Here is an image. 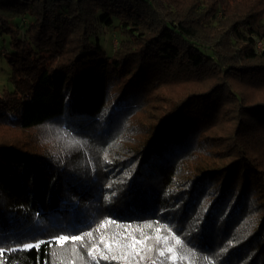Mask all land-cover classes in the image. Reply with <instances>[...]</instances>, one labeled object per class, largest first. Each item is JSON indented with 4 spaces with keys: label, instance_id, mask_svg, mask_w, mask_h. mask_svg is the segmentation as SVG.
I'll return each instance as SVG.
<instances>
[{
    "label": "trees",
    "instance_id": "16d2710c",
    "mask_svg": "<svg viewBox=\"0 0 264 264\" xmlns=\"http://www.w3.org/2000/svg\"><path fill=\"white\" fill-rule=\"evenodd\" d=\"M0 32L13 83L0 124L28 134L0 133V247L92 233L75 254L51 243L0 264H264V97L245 102L229 81L264 88V0H0ZM229 94L232 141L210 153ZM129 225V241L153 237L143 260L87 255ZM164 225L182 240L175 261L155 251Z\"/></svg>",
    "mask_w": 264,
    "mask_h": 264
},
{
    "label": "rangeland",
    "instance_id": "374dc122",
    "mask_svg": "<svg viewBox=\"0 0 264 264\" xmlns=\"http://www.w3.org/2000/svg\"><path fill=\"white\" fill-rule=\"evenodd\" d=\"M90 19V18H89ZM117 35L114 32H106L105 39H103L104 45L106 46V49L109 54L113 51V49L117 45ZM10 35L6 32H0V92H3L6 90H12L13 89V83L10 81L11 76V65L8 62L5 52H10ZM225 76V75H224ZM221 77H216L214 79L207 80L203 83H200L199 87L203 88L207 85L213 84L216 80L220 81ZM255 79H252L250 81L248 80H241L238 78H235L234 76L229 77V81L234 86L236 90H238L242 94V98L246 99L247 101H252L258 98L264 97V88H257L260 85H257L259 83L252 82ZM185 85H177L174 83H168V86H165L163 88L164 92L163 94H170L174 93L180 89L186 88ZM226 101L223 103V111L224 115H228L227 118L221 120L219 123H217V127L213 129V133L216 135H213L210 137L211 141L207 144H204V149H207L210 153H215L218 149L226 147L230 141H232L231 136L234 133V128L236 123L238 122V103L236 99L234 98L233 94H229L226 97ZM152 102H149L148 107L150 108L152 105ZM143 115V114H142ZM142 115H138L136 118V125L140 124L141 121L146 120V118ZM140 121V122H138ZM54 128L51 130L53 131ZM11 132V134H21L22 136H27L25 131L20 130L18 128L13 127H7L3 124H0V133L5 132ZM47 131V127L45 128H36L35 131H29L33 132V135L39 136V133ZM236 142L246 146L251 152H254V150L258 151L256 143V136H252V139L249 137H244L243 134L236 135ZM209 139V138H208ZM256 154V153H255ZM206 158V157H205ZM209 159V157H207ZM203 161V160H202Z\"/></svg>",
    "mask_w": 264,
    "mask_h": 264
},
{
    "label": "snow or ice",
    "instance_id": "6c2138e0",
    "mask_svg": "<svg viewBox=\"0 0 264 264\" xmlns=\"http://www.w3.org/2000/svg\"><path fill=\"white\" fill-rule=\"evenodd\" d=\"M71 143L73 145H81L83 144V142L78 141V140H72ZM109 223H113L112 221H108L106 223H101V225H99V228H105L108 226ZM131 226H126L125 227V232L124 233H119V239H117L116 236H113L111 238V243L108 242L107 238L105 236H101L100 237V243H102L104 245V251H102L99 246H97L96 244H93L92 248L88 249L87 255L89 257H91L93 260H96L97 258V254H99L100 258L102 259H109V256L106 255L105 253H112L115 250L120 251L121 255H111V259L113 260H117V259H127L129 252L127 251H123L124 249H128L131 251V254L133 255H139L140 259L143 260L144 256L141 255V252H147V253H151L153 251V245L152 244H148L147 242L150 239H153V237L150 236H144L143 239L137 240L134 236L131 237V240H128V236H130L131 234L128 233L127 235L125 233H127V229L130 228ZM148 227H151V225H148ZM165 229H167V226L164 225L162 226ZM99 228L97 230H99ZM161 229L160 228H156L155 229V244H156V254L159 257H165L167 254V259L171 260V261H175L178 256L176 253V246L177 245H181L182 244V240L179 237H176L174 235V233H172L171 229H167L169 235H164L161 236L160 233ZM84 236H87L89 238L92 237V233H85L83 236H67V235H61L59 237H54L51 241H36L34 243L32 242H25L22 243L20 245H18V247L15 248H11V249H5L3 247H0V256H3L6 251H17V250H32V249H40L41 245H48L51 243H55L56 245L63 247L65 244L67 243H71L73 246V253L75 254L76 251V242H82L84 239ZM174 240V244H169L168 241L169 239ZM124 241H128V242H124ZM161 242H163L164 247H159V245L161 244ZM136 245H139L140 247L137 248ZM53 255H56L55 253H53ZM180 259H183V257H179ZM81 259L83 260V257H81ZM206 259V258H205ZM62 264V262H61ZM151 264H156V261L153 260L151 262ZM210 264V262H209Z\"/></svg>",
    "mask_w": 264,
    "mask_h": 264
}]
</instances>
